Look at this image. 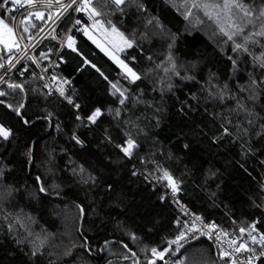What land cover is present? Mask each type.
<instances>
[{
  "label": "trees",
  "instance_id": "obj_1",
  "mask_svg": "<svg viewBox=\"0 0 264 264\" xmlns=\"http://www.w3.org/2000/svg\"><path fill=\"white\" fill-rule=\"evenodd\" d=\"M98 2L99 0H93L94 6L98 5ZM141 2L148 8L149 14L159 15L166 22L171 21L168 27L172 32L179 30L174 54L178 63L183 64L190 74L195 75L196 80L175 79L173 92H165L161 101L159 91H152L154 78L151 73L146 78L142 77L141 81L130 84L124 79L123 71L117 64L87 39L83 28L74 26L77 18L90 26L92 21L88 19L87 14L79 12L76 15L75 12H70L71 19H66L68 14L60 22L55 36L63 40L66 32L73 35L77 51L61 46V42L53 39L51 34L32 54L38 56L41 51L47 53L49 59H41L40 65L48 68L57 52L61 51L63 61L57 75L72 79L67 94L81 103L79 113L64 99L52 95L45 96L47 91L43 88L44 81L39 76L25 79L13 76L10 80L24 84L25 92H13L5 85L2 90L9 94L0 98L13 104L23 100L27 116L33 121L32 124L23 126L10 109L0 105V122L14 130V135L8 142L0 141V162L9 164L12 169L6 177L7 182L16 184L17 187L24 186L23 195H17L6 208L13 213L22 210V215H31L36 221L31 224L34 233L43 234L44 230L55 234L49 238L53 247L46 244L45 255L29 256L27 241L17 246L12 236L7 234L6 225L0 220V264H49V260L54 264H133L132 259L122 258L124 254L131 256V253L122 247L119 243L121 241L136 252L135 259L139 264H147V258H150L151 254H146L141 249L166 246V241L174 238L176 234V225L173 222L180 217L167 199L163 202L158 199L161 193L158 187L153 191L142 175H131L134 164L140 168L138 157L156 150L159 146L163 147L165 153L171 154L172 159L165 162L166 166L174 171L177 178L183 179L184 190L179 195L193 211L207 221H216L222 228L238 231L240 226L256 221L259 230L264 231V207H257L261 204V195H264L259 189V182L264 180V164L261 163L264 161V141L253 138L252 143L256 149L254 155H242L240 142H233L228 137L219 144H212L207 139L202 140L194 152L186 153L181 148L180 138L189 129L184 128L183 132L181 131L183 124L181 117L177 115L182 103L190 104L197 109L193 114L195 121H203L201 127L207 125L204 128L206 132L208 129L215 131L218 121H214L211 113L224 111L231 107L233 102L225 100L224 104H220L219 101L206 99L207 93L202 91V86L206 87L205 81L209 73H215L218 77L212 80L213 84L222 86L228 83L230 87L237 82L243 83L246 76L240 73L231 77L227 60L230 52H222L217 47L211 36L212 29L186 30V22L165 0ZM4 18L7 22V14ZM101 19L105 21V26L107 20H111L126 36L131 37L133 32L135 33L136 42L133 47L122 50L119 55L138 72L143 73L154 66L147 59L148 56H152L153 61L157 63L164 58V39L152 35L151 32L148 39H141V33L146 31L144 16L134 6H126L123 14L116 13ZM47 21V13L43 20L30 18L26 22L29 33L24 34L25 41H29L26 38L28 35L35 37ZM33 24L36 25L35 28L31 27ZM6 57V52L0 51V58H3L0 62H4ZM85 59L91 63H83ZM92 64H95L100 72H97ZM105 76L107 80L104 79ZM108 81H119L134 95L143 90L144 100L157 102L165 109L161 113L162 123L159 128L148 126V121L141 123L140 126L146 129L148 135L141 138L140 150L131 160L123 158L115 147V144L123 139L122 125L108 111L119 106L116 97L111 94ZM193 93L195 100L192 99ZM92 107H101L103 111L95 125H89L87 122L82 125L75 120L77 114L87 115ZM48 112L53 114L51 118L43 119ZM130 112L147 117L153 115V110L145 105L130 108ZM123 118L122 113L120 119ZM191 122L190 119L189 124ZM57 124L59 128L56 127ZM74 133L84 141L83 146L72 139ZM106 134L112 137V143L105 140ZM211 134L209 132V135ZM152 137L159 141V145L153 144ZM29 144L33 146L34 159L26 173L21 165ZM52 150L53 159L49 161L48 154ZM80 165L96 177L95 185L83 184L80 177L73 174L72 170ZM209 169L216 171L217 176L206 180ZM244 169H247V172ZM36 175L42 177L46 186L53 182L60 185V195L41 194L40 199H33L29 193L35 191L33 180ZM108 184L112 186L111 190L106 187ZM211 193H215V196H211ZM77 205L84 208L83 215ZM121 208L129 210L126 215L118 214ZM81 232L83 237L87 238L90 250L89 247L82 246ZM129 232L135 233L137 240L130 239L127 234ZM105 240L111 243L105 246ZM70 243H75L76 247L71 248L69 255H64L65 247L70 246ZM102 246L104 251L100 250ZM218 253L213 242L202 235L186 242L181 253L177 255L185 256L187 264H223ZM156 264H164V261L158 259Z\"/></svg>",
  "mask_w": 264,
  "mask_h": 264
},
{
  "label": "snow or ice",
  "instance_id": "obj_2",
  "mask_svg": "<svg viewBox=\"0 0 264 264\" xmlns=\"http://www.w3.org/2000/svg\"><path fill=\"white\" fill-rule=\"evenodd\" d=\"M165 2L186 22V30L212 29L211 36L215 40L217 47L222 52H230L227 55V60L230 64L231 77H236L240 73L246 76L243 83L237 82L233 87H230L228 83H224L222 86L213 84L212 80L218 79V77H216L215 73H209L208 79L205 81L206 87L202 86V91L207 93L206 99L212 102L219 101L220 104H224L225 100L233 102V105L224 111L211 113L214 121H218L215 131L208 129L206 132L204 128L207 125L201 127L203 121L199 123L195 121L193 114L197 111L196 107L186 103L181 104L177 111V115L181 117L183 124L181 131L183 132L184 128L189 129L180 138L182 150L186 153H192L202 140L207 139L212 144H219L225 137H228L233 142H240L242 155H254L256 149L252 143L253 138L264 141V0H165ZM41 5L47 10V19L53 21V23L59 20L61 16H64L65 13H69L66 19H71L70 10L71 12L87 14L92 24L90 26L86 23L84 24L82 29L84 35L119 65L123 71L124 79L128 80L130 84L141 81L142 77L146 78L151 73L154 78L152 91H159L161 101H163L165 92H173L175 88L173 81L175 79L180 81L196 80L195 75L190 74L183 64L178 63V58L174 54L175 43L179 39V30L175 33L172 32L171 28L168 27V23L171 21L166 22L159 15L153 16L149 14L148 8L141 0H99L98 5L95 6L93 0H68L67 3L64 0H0V51L7 50L8 53H12L14 49L20 50L19 56L13 57L9 55L7 57L9 67H15L24 57H27L37 66H40L41 59H49L47 53L43 51L39 52L38 56H29V45L25 44L21 47V43L25 39L24 34L29 33V26L26 22L30 18L40 20L45 18V11L37 10ZM128 5L134 6L144 16L146 31L141 33V39H148L149 32H151L152 35L159 36L166 41L164 58L157 63L153 61L152 56H148L147 59L154 66L146 69L143 73L138 72L134 67H130L128 63L115 55L116 52L133 47L136 42L135 33L133 32L131 37L126 36L111 20H107V26H105V21L101 19L103 16H111L116 13L123 14L125 7ZM5 14L8 17L7 22L4 18ZM16 14L21 16L19 26L14 23ZM81 23L80 19H76L74 26ZM31 27L35 28L36 25L33 24ZM92 30L98 33L99 38L92 34ZM26 38L31 41L33 36L28 35ZM53 39H55V36H53ZM64 44L72 51H77L74 36L69 35L67 32L61 41V46ZM2 59L0 58V60ZM59 59L62 60L63 57ZM132 59L134 60L135 57ZM83 63L89 64L91 62L85 59ZM91 66L97 72H100V69L96 68L95 64ZM0 68H5L3 62H0ZM182 69L183 74H181ZM7 71L8 69H5V74H7ZM100 74L103 76L102 72ZM40 79H43V77H40ZM57 79V76L53 75L50 78V82L43 85V88L47 89L45 96L52 95L54 92L58 93L79 113L82 107L81 103L76 102L72 95L66 94V90L63 87L64 84H68L70 81L61 77L53 88L51 82H56ZM104 79L107 80L108 78L105 76ZM108 83L111 86V94L116 97L119 105L115 109H108V111L122 125L123 139L120 143L115 144V147L120 151L123 158L131 160L140 150L141 138H146L148 135L146 129L140 126L141 123L148 121V126L159 128L162 123L161 113L165 109L157 102L144 100L143 90L134 95L129 88L122 86L119 81H108ZM0 84L6 85L13 92H25L24 84L6 80L3 76H0ZM8 94V92L0 90V98L6 97ZM192 99H196L194 93L192 94ZM0 105L10 109L19 118L23 126L33 123L27 116L26 104L23 100L13 104L6 103L4 99H0ZM137 105H145L146 108L152 109L153 115L147 117L143 116V114L130 112V108L134 109ZM206 111L207 109H205ZM122 113L124 118L120 119ZM52 115L51 112H48L43 119L48 120ZM102 115L101 107H92L87 115L77 114L75 120L82 125L85 122L95 125L98 118ZM190 119L192 121L191 124H189ZM56 127L59 128V124ZM105 132L107 133V130ZM209 132L212 134L209 135ZM13 135V128L0 122V141L8 142ZM72 139L83 146L84 141L77 137L75 133ZM105 140L108 143H112L110 135L106 134ZM152 142L154 145H159V141L155 137H152ZM53 152L54 150L48 154L49 161L53 159ZM33 159V146L29 144L25 151V160L21 165L26 173L31 167ZM171 159V154L165 153L163 147L159 146L156 150L150 151L144 156H139L140 168L138 169L134 164L131 170V175L134 177L142 175L144 180L149 182V186L153 188V191L159 185L163 191L159 194L158 199L161 202L171 199L172 203L180 208L184 217L183 219L177 217L174 220L176 234L174 238L166 241V246L141 249L142 252L146 254L150 252L151 254L150 258H147V264H156L158 259L164 261V264H168L164 260L165 254L175 255L179 253L184 248V242L189 239L195 240L201 235L206 236L209 240H212L213 236H215V240L218 243L222 241V238H227L223 241L227 243V248L221 245L218 253L223 264H264V231L259 230L257 222L253 221L246 226H240L234 238L230 237L228 231L215 221L205 222V218L202 215L190 211L178 199L179 193L184 190L182 187L184 181L181 178H177L174 171L166 166L165 162ZM261 163L264 164V161ZM241 167L243 168V165ZM244 170L247 172V169ZM11 171L9 164L0 162V185H2L0 187V220L6 225L7 234L12 236L17 246L27 241L29 245L27 254L29 256H43L45 255L46 244L49 247H53L49 243V238L55 234L47 233L44 230H42L43 234L34 233L31 229V224L36 221L31 215H22V210L13 213L6 208V205L12 204L17 195H23L22 189H24L23 185L17 187L16 184L7 182L6 177ZM72 171L74 175L80 177L81 183L96 184V177L92 173L87 172L83 165L74 168ZM249 175L251 174L249 173ZM216 176L217 172L209 169L205 179ZM33 184L35 185V191L29 193L33 199H40L41 194L51 195L55 193L57 196L60 195V185L53 182L51 185L46 186L40 175L35 176ZM106 187L111 190L112 186L108 184ZM217 188H219V185H217ZM259 189L264 194V180L259 182ZM211 196H215V193H211ZM260 199L261 204L257 205V207H264V195H261ZM122 203L121 201L120 204ZM120 204L117 205L118 208ZM77 208L80 214L83 215L84 208L80 205H77ZM128 211L127 208H121L118 214L126 215ZM233 223L235 222L233 221ZM127 234L130 239L137 240L135 233L129 232ZM80 235L82 246L89 247L90 250L87 238L83 237L82 232ZM110 243L108 240L104 241L105 246ZM119 243L127 252L131 253V256L124 254L122 258L124 260L132 259L133 264H139L135 259L136 252L129 249L128 245L122 241ZM173 245H175L174 249ZM72 247H76V244L70 243V246H66L64 255H69ZM100 250L104 251L105 249L102 246ZM52 254L49 253V255ZM49 264H54V262L49 260ZM172 264H186V262L184 260H176Z\"/></svg>",
  "mask_w": 264,
  "mask_h": 264
},
{
  "label": "built area",
  "instance_id": "obj_3",
  "mask_svg": "<svg viewBox=\"0 0 264 264\" xmlns=\"http://www.w3.org/2000/svg\"><path fill=\"white\" fill-rule=\"evenodd\" d=\"M64 2L67 3L68 0H64ZM38 9H44V8L41 5L40 8H38ZM21 11H23V10H21ZM70 12H71V10H70ZM75 13H76V15H78L79 12H75ZM68 14L69 13H65L64 16H61V18L59 20H56L55 23H53V21H51V20H48L47 23L45 24V26L43 27V29L31 41H25V39H24V41H22V43H21V47H23L25 44L29 45V47H28V55L29 56L33 55L32 53L34 52V49L37 48V46L43 40H45L46 36L50 32H52L54 34V36H55V31L57 29V26L60 24V22ZM20 19H21V16L19 14H16V20H15L14 23L17 26H19ZM77 19H79V18H77ZM84 24H85V22L82 21V23L79 26H81L83 28L84 27ZM53 29H54V31H53ZM55 38H56V40H59L56 36H55ZM59 41L61 42L62 40H59ZM63 46H66L67 47L66 44H64ZM5 52L7 54V57L9 55H12L13 57H16V56H19L20 55V50L19 49H14L12 53H8L7 50H5ZM60 57H62L61 56V51L57 52V54L55 55V57L52 59L51 64L48 66V68H43V67H41V65L40 66H37L36 64L32 63L31 60L27 59V57L22 58L20 60V62L16 64L15 67H9V65L7 63V58H6V60L3 62L4 65H5V68H0V76H3L6 80H10V78H12L13 76H19V77L24 78V79L26 77L27 78H32V77H36V76L38 77L39 76V77H43L42 80L44 81V84H45V83H49L51 76L55 75L58 78L57 81L56 82H51V86L54 88L55 87V84L59 82V78H61L60 76L57 75V72L61 68L62 61H63V59L62 60L59 59ZM5 69H8L7 74H5ZM45 69H46V71H45ZM62 78H66L67 80L70 81V83L63 85V87L66 90V94H67L68 93L67 91H69L70 86L72 84V79L71 78H67V77H62ZM4 86L5 85L0 84V90H2ZM46 91H47V89H46ZM52 96L60 97L59 94L58 93H55V92L52 94ZM60 98H62V97H60ZM88 124L93 126V124H90V123H88ZM156 187H158L161 191H163V189L159 185H157ZM178 199H180V201L183 204H185L190 211L195 212L186 203L183 202V200L181 199L180 195H178ZM167 200L177 210V212L179 213L181 219H183L184 217L182 216V213H181L180 208L176 204L172 203L171 199H167ZM205 222H209V221L205 220ZM224 229H226L228 231V233L230 234V237H232V238H234V235L236 233H238V231H236L233 228H229V229L228 228H224ZM226 239L227 238H222V241L220 243H218L215 240V236H213V239L211 241L213 242V245H215V247L217 248L218 252L220 251L221 245L224 248H227V243L223 242ZM191 240L192 239H189L186 242H190ZM186 242H184V244ZM172 247L174 249L175 248V245H173ZM180 253H181V250H180L179 253H176L175 255L165 254L164 260L167 261L168 264H172V262L173 261H176V260H184L186 262V264H187V259H185L186 258L185 256H183V255L178 256Z\"/></svg>",
  "mask_w": 264,
  "mask_h": 264
},
{
  "label": "rangeland",
  "instance_id": "obj_4",
  "mask_svg": "<svg viewBox=\"0 0 264 264\" xmlns=\"http://www.w3.org/2000/svg\"><path fill=\"white\" fill-rule=\"evenodd\" d=\"M37 10H43V11H45V13H47V10H45V9H37ZM45 26V25H44ZM43 29V28H42ZM41 29V30H42ZM91 30V29H90ZM51 34H53L52 32H50ZM50 33L46 36V38H48V37H50ZM92 34L94 35V36H97V38H99V36H98V33L96 32V31H94V30H92ZM53 36H54V34H53ZM34 38V37H33ZM45 38V39H46ZM125 49H127V48H125ZM124 50V49H123ZM5 51V50H4ZM121 51H119V52H116L115 53V55H119V53H120ZM7 55V54H6ZM120 56V55H119ZM7 58V57H6ZM42 80V79H41Z\"/></svg>",
  "mask_w": 264,
  "mask_h": 264
},
{
  "label": "crops",
  "instance_id": "obj_5",
  "mask_svg": "<svg viewBox=\"0 0 264 264\" xmlns=\"http://www.w3.org/2000/svg\"><path fill=\"white\" fill-rule=\"evenodd\" d=\"M87 39H88V37H87ZM91 41V40H90ZM96 45V44H95ZM97 46V45H96ZM99 48V47H98ZM100 50H101V48H99ZM102 51V50H101ZM103 53H105L104 51H102ZM106 54V53H105ZM107 55V54H106ZM110 59H111V57L109 56V55H107ZM118 57L121 59V60H123L119 55H118ZM112 60V59H111ZM115 64H116V62L114 61V60H112ZM117 66L119 67V65L117 64ZM120 68V67H119ZM121 69V68H120ZM122 70V69H121Z\"/></svg>",
  "mask_w": 264,
  "mask_h": 264
},
{
  "label": "bare ground",
  "instance_id": "obj_6",
  "mask_svg": "<svg viewBox=\"0 0 264 264\" xmlns=\"http://www.w3.org/2000/svg\"><path fill=\"white\" fill-rule=\"evenodd\" d=\"M177 211V210H176ZM179 215V214H178Z\"/></svg>",
  "mask_w": 264,
  "mask_h": 264
}]
</instances>
